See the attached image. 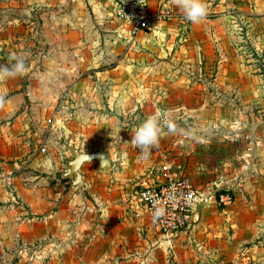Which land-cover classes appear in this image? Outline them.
Here are the masks:
<instances>
[{
  "label": "rangeland",
  "instance_id": "obj_1",
  "mask_svg": "<svg viewBox=\"0 0 264 264\" xmlns=\"http://www.w3.org/2000/svg\"><path fill=\"white\" fill-rule=\"evenodd\" d=\"M206 2L208 7L218 2L224 6L216 14L208 11L205 18L207 30L219 29L224 42L221 50L210 49L213 51L211 58L198 55L201 45H197L195 37L189 46L190 22L180 11L179 14L175 12L178 9L172 2L169 6L173 19H178L181 28L173 48L188 51L192 56H185L186 52L173 55V49L170 55L162 51L163 54L158 56L156 50L155 54L149 55L141 36L135 42L130 41L129 46L115 47L116 44L109 41L110 36L116 35L115 29L121 24L108 19L102 23L91 17L85 32L95 33L97 43L86 42V45L103 50L101 73L95 74L82 73L81 68L72 70L74 59L70 57L68 44L46 41L41 22L59 19L48 15L42 17L43 1L0 0V65L9 64V55L16 53L25 55L28 67L26 74L0 83V93L4 94L8 106L7 118L2 119V123L8 122L10 127L18 117L21 118L27 130H31V135L23 140L31 147L30 152L34 151L35 145L39 152L44 146L45 152L40 153L61 154L64 162L73 157L68 148L72 146L82 152L101 151L109 154L111 159L110 168H99L96 160L82 164L86 167V184L81 179L80 185L73 186L77 195L71 202L72 207L65 211L66 216L53 218L46 211L30 213L20 199L0 200V240L5 237L2 235L5 227L21 221L16 218L20 211H27L21 214L24 216L22 221L33 217L39 227L50 224L55 227L54 231L28 240L19 248L0 246V264H69V256L71 264H83L82 258L93 254L91 248L96 240H107L111 236L113 230L106 229L104 215L119 209L132 216L135 191L142 181L154 175L162 162H183L182 157L189 158L187 151L197 139L193 138L196 133L206 136L223 130L217 121L213 126L209 123L210 131L197 125L192 116L176 115L182 96L189 99L185 92L191 90H184V85L193 83L192 92L198 94V99L213 103L225 99L229 91H214L212 83L216 82L218 86L225 81L233 85L246 73L255 77L257 97L264 102V0ZM216 18L219 22L213 23ZM49 28L53 34L65 31L54 26ZM152 44L160 50V45ZM160 60L166 63L159 67ZM235 95L239 94L232 88L229 97ZM216 108H227V105L216 104ZM261 109L264 114V104ZM162 110L168 113L177 130L173 133L165 129L158 145L145 156L129 141L140 122ZM225 117L228 121L236 120L230 109L229 116ZM43 120H47V126ZM35 132L37 134H33ZM187 163L186 169L190 173ZM62 179L67 178L63 176ZM0 183L3 184L1 179ZM229 189L236 201L234 204L223 207L210 202L196 223L175 238L163 237L151 226L152 230L148 231L143 227L140 236L132 238L134 247L129 252H134L135 258L131 264H264V260H257L258 251L254 248L263 237L248 235L247 240L243 238L240 243L235 234L238 228L226 217L227 213H223L238 209L237 192ZM66 244H69L67 251L64 250ZM124 260L109 252L102 260L90 264H124Z\"/></svg>",
  "mask_w": 264,
  "mask_h": 264
},
{
  "label": "crops",
  "instance_id": "obj_2",
  "mask_svg": "<svg viewBox=\"0 0 264 264\" xmlns=\"http://www.w3.org/2000/svg\"><path fill=\"white\" fill-rule=\"evenodd\" d=\"M38 1H43L45 4V7L41 9L44 11L41 13L42 17L48 15L47 17L59 19L55 22L53 20L41 22L40 26L44 28L45 32L43 34L46 41H57L68 44L70 57L74 59V64H72L74 66H71L72 70L81 68L82 73H101V67L99 66L103 61V50L96 46L92 49V45H86V42L97 43V37L95 33H86L85 27L90 26L89 20L91 17L97 18V21L102 23L105 19L110 20V22L115 21L109 17L108 1ZM170 2L172 0H148L151 10L161 5L169 6ZM223 8V3L218 2L214 5L211 4L208 7V11L215 13ZM175 12L179 14V10H175ZM177 20L175 17V19L168 23L154 22L151 24L149 30L138 34L134 38H130L127 30L121 25L115 29L117 31L116 35H111L112 39L109 41L116 44L114 45L115 47L120 44H124V47H126L129 46L128 43L130 41L135 42L141 36L140 38L144 45L148 48L149 55L155 54V50L158 51V56L163 54L162 51L166 55H170L174 50L173 55L179 54V52H186L185 56H192L193 54H188V51L173 48L175 43H177V36L181 30ZM206 21L207 19H204L199 24L190 22L191 37H188L190 39L189 46L194 43L193 38L195 37L197 45L202 46H198L201 49L198 55L211 58L210 55L213 54V51L210 49L217 47L221 50L224 42L221 41L222 37L219 29L207 30ZM217 22H219V19L213 20V23ZM53 24H56V26ZM50 26H54L57 30L65 31L53 34L49 28ZM199 38L200 40H197ZM146 42H148V45ZM152 43L160 45V50L153 48ZM165 63V60H160L159 67ZM226 70L227 68H224V71ZM239 73L242 75L241 72ZM177 84L175 83L176 86H179ZM193 86H195L193 83L184 85V90H191L190 92H185L188 94L189 99L183 96L182 99L180 98L182 103L180 106H177L180 108L176 109L178 110L176 115L178 114L182 117L185 115L192 116L197 125H201L208 130H210L211 125H216L217 121L223 130L217 131L218 133L214 131L210 132L206 136L200 134V132L196 133L193 138L197 139L190 145L191 147L189 146L190 151H187L189 158L184 156L182 160H184V164L188 162L189 175L196 189L206 193H212L216 188L227 190L232 188L236 190V206L238 209L226 210L223 213H227L226 217L231 218L234 221V226L238 228L235 234H237L240 243L244 240L243 238L247 240L248 235L258 234L263 237L262 241L257 242L258 244L254 247L258 251L256 254L259 256L257 260L263 262L264 114L261 113L263 110L261 107L264 102L257 97L258 89L255 77L250 74L247 76L244 73L242 78L233 85L231 82L225 81L221 82V85L218 84V86L216 82L212 83L211 89L214 91H229L226 92L227 96L225 99H217V103L214 101L213 103H205V101L199 100L198 94L192 92ZM232 88L237 90L239 94L238 96L235 95L234 98L229 97ZM216 104H221V106L227 105V108H216ZM231 106L238 107V110L231 108ZM181 107L185 108L184 110L186 111H190V113L183 111ZM229 109L230 114L236 120H226L225 115L229 116ZM7 112V105L0 110V170L10 169L16 173L12 192H7L5 186L0 183V200L16 201L20 199L28 207L30 213L38 214L46 211L53 218H58L61 215L66 216L65 211L72 207L71 202H74L77 195V191L74 190L70 179H62L63 181H61L66 163L72 157L67 158L63 162L64 156H59L61 154H42L39 152L37 145H35L34 151L30 152L31 147L23 142V140L31 135V130H27V125L24 124L20 117L10 127L8 122L2 123L1 120L7 118L5 115ZM47 120L42 121L45 126L48 125ZM209 123L212 124L209 126ZM83 166L79 172L83 183L86 184V176L84 174L86 167ZM19 167L23 168L18 171ZM235 202L234 200L233 204ZM207 206L208 204H203L197 210L198 218L204 213V208ZM25 213H27L26 210L17 213L16 218L21 221L15 222L9 228L5 227L2 233L5 237L0 240L2 248L11 249L17 248V246L19 248L21 245H26L24 242L28 240H36L40 235L54 231L55 227L51 224L46 227H39V223L33 217L31 219L28 218L29 221H26V219L22 221L24 216L21 214ZM104 216L106 218L103 219V222L107 223V225H103H105L106 229L112 228L113 231L110 232L111 236L107 240L103 238L96 240L94 247L91 248L93 254L91 257L82 258L83 264L102 260L109 252L116 253L118 257L124 258V264H131V261L135 258L134 252H129L133 251L134 247L132 238L133 236H140V230L143 227L147 231L151 229L148 221L146 219H135L131 216L130 212L128 214L126 210L121 211L119 209L110 211L108 216ZM244 235L246 236L242 237ZM68 245L64 246V250H68ZM68 262L71 264L70 256Z\"/></svg>",
  "mask_w": 264,
  "mask_h": 264
},
{
  "label": "built area",
  "instance_id": "obj_3",
  "mask_svg": "<svg viewBox=\"0 0 264 264\" xmlns=\"http://www.w3.org/2000/svg\"><path fill=\"white\" fill-rule=\"evenodd\" d=\"M109 17L124 27L130 38L150 29L154 22L168 23L174 17L170 6L153 10L148 0H107ZM45 152V147H40ZM15 172L0 170V179L7 192H12ZM214 202L223 207L234 202L230 190L216 188L206 193L194 187L186 165L180 161L162 162L154 175L144 180L132 199V217L146 219L163 237L175 238L185 233L198 220L197 207ZM160 214H157V210Z\"/></svg>",
  "mask_w": 264,
  "mask_h": 264
},
{
  "label": "clouds",
  "instance_id": "obj_4",
  "mask_svg": "<svg viewBox=\"0 0 264 264\" xmlns=\"http://www.w3.org/2000/svg\"><path fill=\"white\" fill-rule=\"evenodd\" d=\"M172 3L184 15L185 19L193 24L201 23L208 14L206 0H172ZM8 59L9 64L0 65V83L24 75L28 71L25 55L11 53ZM6 103L4 94L0 93V108H3ZM165 129L174 133L177 130V125L166 111H158L147 116L136 126L129 142L147 156L151 149L158 145ZM157 214H160L159 209Z\"/></svg>",
  "mask_w": 264,
  "mask_h": 264
},
{
  "label": "water",
  "instance_id": "obj_5",
  "mask_svg": "<svg viewBox=\"0 0 264 264\" xmlns=\"http://www.w3.org/2000/svg\"><path fill=\"white\" fill-rule=\"evenodd\" d=\"M68 148L72 152L73 157L67 161L63 176L71 180L72 186L81 184L79 171L83 163L96 160L99 168H110L111 166V159L107 153L101 151L82 152L72 146H68ZM202 205H198L197 209H200Z\"/></svg>",
  "mask_w": 264,
  "mask_h": 264
}]
</instances>
